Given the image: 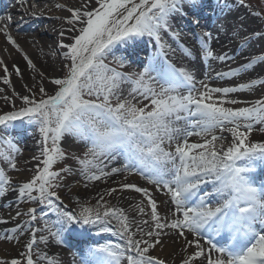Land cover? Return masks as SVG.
<instances>
[{"label":"snow or ice","instance_id":"1","mask_svg":"<svg viewBox=\"0 0 264 264\" xmlns=\"http://www.w3.org/2000/svg\"><path fill=\"white\" fill-rule=\"evenodd\" d=\"M238 3L244 6L246 0H238ZM202 6L203 0H82L79 7L67 9L70 17L66 23L71 25L68 31L78 34L70 37L71 42L59 45L67 49L63 52L67 63L61 68L63 76L51 79L54 94L40 86L39 92L43 95L39 100L21 96L23 106L15 108L13 104L15 110L0 114V126L4 128L17 121H27L38 130L40 153L32 157L37 161L35 175L16 191L19 200L46 206L56 219L50 223L44 219L47 213H43L40 219L44 227L32 230L31 239L25 245L27 251L20 258L0 260V264H38L39 260L57 264L47 255H37L34 259L36 233L46 231L56 243L63 244L66 235H83L84 232L77 233V229L96 225H99L97 235L118 234L125 244L105 242L90 246L81 264H165L163 259L150 254L151 249L162 244L167 234L165 229L175 230L178 239L194 248L182 264L197 261L200 264H264V183L257 186L253 176L257 167H264V142L250 139L254 126L264 125V99L248 107L230 108L223 104L241 102L214 96L227 97L230 93L251 90L256 85H264V78L236 87H211L201 80L203 90H197L195 75L169 60L176 49L163 39L170 34L179 41L181 34L172 26V19L177 15L188 18L191 25L202 27ZM260 15V12L255 13L257 17ZM8 27V24L0 27V32L20 51ZM228 29L241 35L243 24L236 28L229 25ZM60 35L63 37L65 33L61 31ZM253 35L264 40V30H256ZM144 37L153 39L159 51L137 72L118 71L126 66L127 57L116 56L113 49L118 45L132 47ZM212 38L211 31L203 30L197 34L200 48L194 54L192 49L181 45L183 55L202 56L205 61L229 59L227 54L214 53L210 46ZM249 38L243 35L241 48L248 46ZM108 55H113L115 67L105 63ZM24 59L35 68L26 54ZM258 64H264V54L250 58L238 68L217 73V77L238 76ZM0 66L5 73L3 83L10 84L9 69L3 60ZM13 67L19 75L20 69ZM40 75L44 77L43 73ZM123 83L133 85L129 95L150 99L151 107H137L131 100L121 99L117 92ZM185 86L187 94H179L178 89ZM113 97H116L115 104ZM181 120L185 122L184 128L177 126ZM217 130L231 134L227 146L217 145L218 141L226 139L216 135ZM259 130L264 132V127ZM193 135L201 137L203 143H189L187 137ZM67 137H78L90 144L82 158L69 157L61 146ZM0 146L5 148L0 152V160L16 170L13 153H19L20 149L13 139L3 136H0ZM116 154L125 158L123 170L137 171L157 190L165 189L174 205L169 209L172 215L169 220L160 215L157 201L148 188L122 185L147 198L152 223L142 221L148 225L147 232L140 225H136V229L149 239L134 238L135 233L131 231L134 221H130L122 208L105 207L101 213L99 209L81 206L80 212L75 213L55 203L60 200L55 190L61 186L57 181L63 179L62 173H71L72 168L65 166L54 171V165L68 158L75 159L81 165V172L86 173L85 178L96 181L122 171L112 168L108 172L100 167L101 157L114 159ZM11 185L4 168H0V197L6 195ZM208 185H211L210 191L206 190ZM136 208L141 215L146 214L144 207L137 205ZM21 214L17 211V216ZM27 214L30 221H37L36 207L28 208ZM113 219L119 224L116 231L111 227ZM11 231L14 235L0 236V240L18 239L23 226ZM39 239L45 244L48 242L47 236L41 235Z\"/></svg>","mask_w":264,"mask_h":264},{"label":"bare ground","instance_id":"2","mask_svg":"<svg viewBox=\"0 0 264 264\" xmlns=\"http://www.w3.org/2000/svg\"><path fill=\"white\" fill-rule=\"evenodd\" d=\"M81 3L82 0H24L23 3H21L20 0H0V18H3L0 19V27L8 24L9 33L20 47V51H18L7 41L4 33L0 32V60H3L4 65L8 67L9 71L7 76L10 79V84L3 83L5 73L3 71V66H0V89L3 90L0 91V114L13 111L15 108L23 106V102L19 97L37 94L40 86H43L48 92L54 93L55 86L51 84V79L63 76L61 68L62 65L67 62L63 57V52L67 51V49L61 48L59 45L61 43L71 42L70 37L74 34H78L68 31L71 25L66 23V19L70 17V13L67 9L69 7H79ZM57 4L64 5V7H56ZM207 8L210 10L207 11ZM200 15L202 27L191 25L188 18H182L179 15L175 16L172 19V26L173 30L181 34L179 41L173 39L170 34L164 35L163 37L166 43L176 49L174 55H169V60L176 64L177 67H186L193 72L196 78L195 87L197 90H203L199 83L201 80H204L205 83H208L211 87H236L239 84L248 83L250 80L264 78L261 64L254 65L253 68L248 69L246 72H242L238 76L217 77V73L238 68L250 58L264 54L261 49L264 40L253 35V32L256 30H264L263 21L257 18L255 13L247 11L234 0H203ZM9 17L10 19H8ZM241 23L243 24L241 35H236L231 29H228L229 25H231L232 28H236ZM197 28H201V31L197 32ZM217 29L220 30L218 31ZM203 30L211 31L213 34L210 46L214 53L216 55L227 54L229 59L225 61L216 59L205 61L202 56H195V58H193L183 55V48L181 45L192 49L194 54L196 50L200 48L197 34H200ZM61 31L65 33L63 37L60 35ZM244 34H247L250 38L248 40V46L241 48L240 44L243 43ZM150 49L154 50V52H150ZM141 51L147 52V56H138ZM158 51L159 49L156 47L155 41L149 37L148 40L145 37L137 40L132 47L118 45L113 49L116 56L124 55L127 57L126 66L123 69L118 68V71L125 73L141 70L142 67L147 64L148 59ZM25 54L33 61L35 68L28 65L27 61L24 59ZM134 55L138 57L136 58ZM106 59L110 61L111 66H116L113 55H108ZM158 59H160V57H158ZM13 65L20 69L19 75L16 74ZM40 73L44 74L43 78ZM153 75L155 76L156 74L153 73ZM260 86L261 85H256L251 90L230 93L227 97H223L222 94H214V96L221 97V99L224 100L235 99L241 102L235 105L224 103V107H244L248 106L249 102L254 99L255 91L260 90ZM132 87L133 85L131 83L121 84V88L117 92V95L125 99L132 98L134 101H142V96L137 94L129 95ZM187 91V86L178 89L179 94L186 95ZM13 104L15 108H13ZM185 126L184 123L178 127L184 128ZM226 133L227 132L221 133L219 130L216 131V135L226 138L222 141H218V146L221 143L227 146L231 138L227 135L228 133ZM0 136L11 138L14 143H19L20 145V151L15 157L17 169L13 170L10 167V171L12 172L10 179L23 182V180L34 174V170L36 171L37 161L33 160L32 157L33 155L39 156L40 153V146L37 145L39 134L34 131L33 127H26L15 122L7 128L0 126ZM197 137L193 135L187 137V139L189 143H203V141L197 140ZM183 138V136L179 137L181 141ZM67 139L69 145L77 149H82L87 145V141L81 140L78 137H67ZM172 145H175V143ZM172 150H174V147ZM100 161V167L104 168L105 171L108 170V172H110L112 168H121L122 171L111 176L102 177L100 180L96 181L86 179L84 183H88V186L91 184L95 185L93 186V194H95L97 198L102 195L106 181L119 183V188H123L122 185L125 183H122V180L127 176H132L133 180L140 183H148L147 179L143 176L134 175L135 171L123 170V163H126L123 155H116L115 160L109 158L108 165L104 163L105 157H101ZM263 169L264 167L253 173L256 181L263 180L261 179L264 177ZM84 183L78 181V183L74 184V187L77 189L78 184L82 185ZM148 185L152 196L157 201V206L162 211L161 216H167L170 220L172 215L169 209L174 208V205H171L166 190L162 188L157 190L156 186L151 184ZM18 187L17 185L10 187L6 195L0 197V221H2L0 222V236L14 235L11 230L18 226H23V232L18 238L21 239L23 237V239H26L32 232V228H42L39 218L35 222L30 221V218L25 219L28 208L20 204L21 200L18 199V192L16 191ZM61 188L67 189V193L70 190H75L74 188H69L68 184L61 185ZM206 188L210 191L211 185H208ZM62 199L68 204L78 205L81 202L80 199L83 200L84 197L78 192V195L73 194L70 197L67 195L62 197ZM127 199L126 196H122L119 200H123L125 202L124 205L114 207L122 208L128 215L130 221H134L131 227L136 228L137 215L134 214V209H136L137 201L135 202L133 200L127 203ZM26 203H29V201ZM17 211L22 214L17 216ZM51 218L54 221L56 219L55 214L51 215ZM117 223L118 221L112 220L114 231L118 226ZM143 228L146 230L145 232L148 231L147 226H143ZM79 232H84V234L66 235L65 242L63 244H58L53 237L44 235V232L38 231L36 233L37 243L34 252L36 256L47 255L54 258L56 261L58 260L57 264H81L84 259L83 253H85L90 246L105 242L122 246L125 244V240L118 234L109 232L106 235H97L98 232L91 226L83 230L77 229V233ZM165 233L167 234L163 237L162 245L154 250V256L167 262H169L172 257H179L182 259L175 263H182V260L187 258V256H182V254L186 255L187 251L189 253L192 251L190 252L188 250L189 247L185 245L182 239L176 237L175 230L165 229ZM41 235L47 236L50 241L46 244L41 242L39 239ZM189 239H192V237L189 236ZM10 249H12L11 245L5 241L0 247V253L4 254V252ZM202 259L203 258H201V260ZM39 263H47V260H40ZM196 264H200V261H197Z\"/></svg>","mask_w":264,"mask_h":264},{"label":"rangeland","instance_id":"3","mask_svg":"<svg viewBox=\"0 0 264 264\" xmlns=\"http://www.w3.org/2000/svg\"><path fill=\"white\" fill-rule=\"evenodd\" d=\"M234 1H236V3L239 5L238 0H234ZM242 7L244 9H246L247 11L252 12V13L260 12L261 15H260V17H257V18L261 19L263 21V23H264V0H246V4L244 6H242ZM248 9H251V10H248ZM261 49L264 52V44L262 45ZM109 62H110L109 60H105V63L109 64ZM261 66L263 68V74H264V64H261ZM259 89L260 90H256L255 91V94H254V97H253L254 99L249 102L248 106H251L258 99H264V85H261ZM158 90H159V88L157 86V91ZM48 93L49 94H54V93H51V92H48ZM42 95L43 94H41L39 92V90H38L37 94H35V95L29 94V97L30 98H34L36 100H39L42 97ZM121 99H125V98H121ZM141 99H142V101H140V100L134 101L132 98L126 99V100H131V102L136 104L137 107H145V106H148V108L151 107L150 99H145L144 97H141ZM112 102H113V104H115L117 102L116 101V97H113ZM248 106H244V107H248ZM230 108H235V107H230ZM17 122L22 124L23 126L32 127V126H29L27 124V121H24L23 123L21 121H17ZM184 123L185 122L183 120H181L180 122H178L177 126H179L181 124H184ZM261 127H264V125H255L254 126V130H253V132L250 135V139L253 142H264V132H261L259 130ZM34 131L39 134V132H38V130L36 128H34ZM227 135L231 138V134L230 133H228ZM197 140L203 141V139L201 137H197ZM173 143H175V141ZM15 145H16V147L20 146L19 144H15ZM37 145L40 146V135H39V139L37 141ZM61 146L69 154V157L79 156V157L82 158L84 153L87 152L88 148L90 147V144L87 142V145L85 147H83L82 149H77L75 147H71L69 145L68 139L66 138L64 141H62ZM165 147L168 148L169 146L167 144H165ZM173 147L175 148V145H171V149H173ZM3 151H5V148L3 146H0V152H3ZM16 154L17 153H13V155L15 157H16ZM116 155H118V154H116ZM116 155H115V157H116ZM111 159H113V158H111ZM15 160H16V158H15ZM113 160H115V158ZM104 163H105V165H108L109 164V158L105 157V162ZM123 164H125V163H123ZM65 166L71 167L72 168V172L71 173H67V174L62 173L61 175L63 176V179L60 180V181H57V182L60 183V185L68 184L69 188H74L75 190H70L67 193V191H66L67 189L61 188V186L59 188L55 189L57 191L58 195L60 196V200L59 201H55V203L57 205L63 207L67 211H72V212H75V213H79L80 212L81 206H87V207H92L93 209H99L101 211V213H103L105 207H114V206L124 205L125 202L123 200L120 201L119 199H121L122 196H126V199L128 197V199L126 200V201H128L127 203H129V201H133L134 200L135 202L137 201L136 202L137 205H140L141 207H144V209H145V213H146L145 215H141L138 212L137 208L134 209V214L137 215V225H140L141 227L147 226V228H148V225H144L142 223V221L147 220V221H149V224L152 223V221L150 219V206H148V204H147V198H145L141 193H137L133 189L119 188L120 184L117 183V182H108V181H106L102 195L97 198L96 195L93 194L94 193V187L93 186H95V185L91 184V185L88 186L87 185L88 183H84V182H86V178H85L86 177L85 176L86 173H82L81 172V165L75 159L68 158V159H66L64 161H61L57 165H54L53 170L54 171H59L61 167H65ZM0 168H4L6 174L10 178V175L12 173L10 171V166L6 162H4L3 160H0ZM261 169H262V167H257V170H261ZM35 172L36 171L34 170V174L33 175H35ZM33 175H31V176H29V178L23 180V182L22 181H13V180H11L12 181L11 187H13L14 185L20 186L24 182H27ZM134 175L139 176L140 174L137 171H135ZM76 178H77V181H76ZM261 179H263V180L262 181H256L257 186H259L261 183H264V177L261 178ZM78 181H81L84 184H82V185L78 184V188L76 189L74 187V184L78 183ZM122 183L135 184V185H137L139 187H146V188L149 189V185H148L149 183H140V182H138L136 180H133L132 176H127L125 179L122 180ZM113 189H115L116 191L113 192L112 191ZM206 190H208V189L206 188ZM149 191H150V189H149ZM78 192H80L82 194V196L84 197L83 200L80 199L81 202L78 205L68 204L62 199V197H65L67 195H68V197L72 196L73 194L78 195ZM101 197H102V199H101ZM53 199L55 200V198H53ZM27 201H28L27 199H24L23 201H20V204L22 206L26 207V208H30V207H36L37 208V217L39 218L40 225H41L42 229L44 227V222H43V219H40V217L42 216L43 213H47V216H45L44 219H47L50 223L53 221V219L51 218V215H53L54 213H52L46 206L38 205V204L32 203V202L26 203ZM158 211H159L160 215H162V213H161L162 211L159 209V207H158ZM26 218H30V216L27 214L25 219ZM24 221H26V220H24ZM117 225L118 226L116 227L115 231L119 227L118 223H117ZM91 227H93V229L95 231L99 232V225L91 226ZM111 227L113 228L112 223H111ZM134 227H135V225H134ZM33 229L34 228H32L31 231ZM148 230H149V228H148ZM131 231L133 233H135V236H134L135 239H142V238L143 239H149L146 235L142 236L141 233L137 232L136 228L131 227ZM144 231H146V230H144ZM42 232H44V235H48V233L46 231H42ZM106 234H108V233H100V235H106ZM30 239H31V233H30V235H28V237L26 239H23V237H22L21 239L18 238L16 240H10V241L9 240L8 241L7 240H0V247H1L2 243H4L5 241L8 244H10L11 247H12V249L7 250L6 252H4V254L0 253V255H3V256H0V260H11L13 258H20L21 255L27 251L25 245L29 242ZM162 240H163V238H162ZM49 241H50V239H48V242ZM161 245H158L156 248L158 249V247H160ZM156 248L151 249L150 250V254L155 255L154 254V250ZM35 249H36V247L34 245V247H33L34 259H36V257H37L36 253L34 252ZM188 250L191 252V251H194V248H188ZM189 254L190 253L187 251L186 255L182 254V256H187L188 257ZM181 259L182 258H179V257H172L171 258L172 261L171 260H169V262H167L165 260L164 261H165V263L176 264L175 262L178 261V260H181ZM38 264H47V263H39L38 262ZM180 264H182V263H180Z\"/></svg>","mask_w":264,"mask_h":264}]
</instances>
